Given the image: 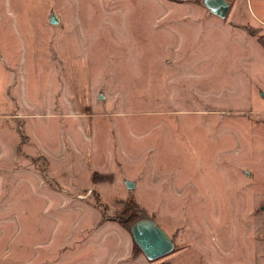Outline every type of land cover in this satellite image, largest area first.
<instances>
[{
    "label": "rangeland",
    "instance_id": "1",
    "mask_svg": "<svg viewBox=\"0 0 264 264\" xmlns=\"http://www.w3.org/2000/svg\"><path fill=\"white\" fill-rule=\"evenodd\" d=\"M225 1L0 0V264H264V0Z\"/></svg>",
    "mask_w": 264,
    "mask_h": 264
},
{
    "label": "water",
    "instance_id": "2",
    "mask_svg": "<svg viewBox=\"0 0 264 264\" xmlns=\"http://www.w3.org/2000/svg\"><path fill=\"white\" fill-rule=\"evenodd\" d=\"M208 12L214 16L223 19L229 9V5L225 0H201ZM51 24H55L54 16L50 17ZM128 188H133V185L128 183ZM130 232L134 244L140 249L145 257L154 261L162 258L172 251V242L168 239L162 230L148 220H141L130 226Z\"/></svg>",
    "mask_w": 264,
    "mask_h": 264
},
{
    "label": "crops",
    "instance_id": "3",
    "mask_svg": "<svg viewBox=\"0 0 264 264\" xmlns=\"http://www.w3.org/2000/svg\"><path fill=\"white\" fill-rule=\"evenodd\" d=\"M256 25H259V27L262 29V30H264V18H258L257 19V24ZM248 28H252V26H248ZM244 34H245V37H247V38H252V39H254L255 41H256V36L255 35H252L250 32L248 33L247 31H244ZM251 39V40H252ZM257 42V41H256ZM257 44H258V42H257ZM262 49V48H261ZM262 51H263V49H262ZM263 54H264V52H263ZM261 96H262V98H263V102H264V93L263 94H261ZM249 115H250V113H248ZM253 116L251 117V119L250 120H253V124H258L256 121H254V120H258L257 118H254L255 116V114H253V113H251ZM263 114H264V111H263ZM251 116V115H250ZM260 120V119H259ZM263 122L262 121H260L259 122V124H262Z\"/></svg>",
    "mask_w": 264,
    "mask_h": 264
},
{
    "label": "trees",
    "instance_id": "4",
    "mask_svg": "<svg viewBox=\"0 0 264 264\" xmlns=\"http://www.w3.org/2000/svg\"><path fill=\"white\" fill-rule=\"evenodd\" d=\"M252 35H254V34H252ZM256 41L258 42L259 46H261V48L263 49V52H264V38H263V36H256ZM135 247L138 248L136 245H135ZM138 250H140V249L138 248Z\"/></svg>",
    "mask_w": 264,
    "mask_h": 264
}]
</instances>
